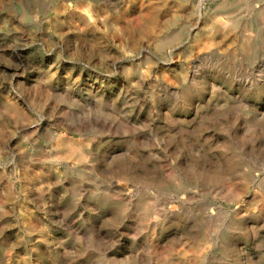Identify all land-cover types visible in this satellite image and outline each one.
<instances>
[{
    "label": "rangeland",
    "instance_id": "obj_1",
    "mask_svg": "<svg viewBox=\"0 0 264 264\" xmlns=\"http://www.w3.org/2000/svg\"><path fill=\"white\" fill-rule=\"evenodd\" d=\"M231 1L0 0V264H264V0Z\"/></svg>",
    "mask_w": 264,
    "mask_h": 264
},
{
    "label": "bare ground",
    "instance_id": "obj_2",
    "mask_svg": "<svg viewBox=\"0 0 264 264\" xmlns=\"http://www.w3.org/2000/svg\"><path fill=\"white\" fill-rule=\"evenodd\" d=\"M232 6V1L231 0H224L223 5H221L219 7V10H221V12L224 11V13L227 15V21L222 20L221 18H217L216 19V25L218 26V29L224 30L226 29L230 24H232V19L230 17L231 15V7ZM236 22L234 21V24ZM198 111V110H197ZM167 139L172 140L174 139L173 136L169 135L167 137H165L164 141ZM179 139V143L181 145L186 146V143L188 141V136L185 135L184 133L180 134ZM68 145L67 141L64 139V137H59L55 141L53 142V144L51 145V154L54 157V159L58 160V161H64L67 158H73L74 156H78L79 158H81V154H80V147L77 148H73L70 152H66V150H62V147H66ZM130 155V154H129ZM128 156V155H127ZM126 157V156H125ZM111 162L114 164L117 161V157H110ZM121 159V158H120ZM131 159V158H130ZM116 160V161H115ZM230 165V164H229ZM118 170L115 171V178L116 181L115 183L112 185L113 189H115L118 193L119 192H126L127 194H131L132 193V187L133 182L132 180H130L128 178V172L130 171V168H128L126 165L124 164H120L118 165ZM160 179H162V181L165 183V185H170L172 183L173 180H177L179 182V184L181 186H183V178L184 175L181 172H169L167 170H164V168L159 169V173H158ZM162 191L163 188L154 185V186H149L146 188V193L149 194L150 200L153 201L155 198H157L158 196L162 195ZM125 201H122L121 203H118V219L122 220L125 218V214L127 212V205L124 204ZM177 206L172 205V207L170 208H166L163 213H160V211H157L156 208L152 205V207H149L146 211L149 217H152L156 223L154 224V228L159 229L160 232H163L168 225H173L175 223V218H173V216L171 214H175L176 210H177ZM160 217V218H159ZM173 218V219H172ZM209 228L206 227V230H208ZM206 230L204 232V236H207L206 234Z\"/></svg>",
    "mask_w": 264,
    "mask_h": 264
}]
</instances>
